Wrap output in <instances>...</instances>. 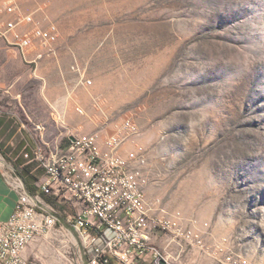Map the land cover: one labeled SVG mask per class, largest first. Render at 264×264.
<instances>
[{
    "label": "rangeland",
    "instance_id": "374dc122",
    "mask_svg": "<svg viewBox=\"0 0 264 264\" xmlns=\"http://www.w3.org/2000/svg\"><path fill=\"white\" fill-rule=\"evenodd\" d=\"M17 1L43 6L59 27L37 68L0 39V101L16 106L21 132L41 141L48 114L54 140L55 110L69 134L107 137L132 118L149 150L147 194L192 220L208 246L264 264V0ZM9 149L0 157L11 162ZM193 252L186 263L223 264Z\"/></svg>",
    "mask_w": 264,
    "mask_h": 264
},
{
    "label": "built area",
    "instance_id": "2783aa9c",
    "mask_svg": "<svg viewBox=\"0 0 264 264\" xmlns=\"http://www.w3.org/2000/svg\"><path fill=\"white\" fill-rule=\"evenodd\" d=\"M44 10L37 5L27 12L17 0H0V39L35 68L59 34ZM79 82L91 85L92 79ZM53 119L61 138L25 154L44 168L35 190L15 171L9 175L19 197L12 215L0 220V264H187L184 257L195 248L223 255V264H245L231 251L208 246L202 233H193L192 220L147 194L149 150L137 141L141 129L132 118L124 117L107 137L100 130L63 131L59 110ZM127 143L133 148L124 152ZM53 166H62L65 178L55 177Z\"/></svg>",
    "mask_w": 264,
    "mask_h": 264
},
{
    "label": "crops",
    "instance_id": "0c3cea01",
    "mask_svg": "<svg viewBox=\"0 0 264 264\" xmlns=\"http://www.w3.org/2000/svg\"><path fill=\"white\" fill-rule=\"evenodd\" d=\"M1 46V43H0ZM6 47V46H5ZM1 93V92H0ZM5 93V92H3ZM5 95V94H4ZM15 97V96H13ZM17 98V95H16ZM3 99V94H0V100ZM22 107L26 110V114L29 113L28 104H21ZM46 108V107H45ZM16 106L6 108L5 104L0 101V154L6 149L10 150L12 154V161H7L5 159H1L0 157V220H7L15 210L17 201H18V192L11 186L9 175L11 172H16L24 179L25 183L29 188L35 189L36 183L38 180L44 175V168H42L38 162L33 159H30L25 156L26 152L31 153L36 145L41 143L54 142L59 137V132L56 135L54 140H51L50 137H46L49 133L47 131H40V138H35L33 135L30 136L28 130H24L21 132L23 127L26 125L25 122H21L19 117L17 116ZM47 117L39 119L41 124L48 126V114ZM51 122V120H49ZM39 125L40 123L37 122ZM51 124V123H50ZM53 124V121H52ZM48 129V127H47ZM21 133V138L19 142V147L14 146V139ZM13 145L10 147V145ZM23 145V148L20 150V147ZM18 147V148H16ZM28 148V150L23 154V151ZM165 243V242H164ZM195 252V251H194ZM193 252V253H194ZM188 264V263H187ZM209 264H215L211 261Z\"/></svg>",
    "mask_w": 264,
    "mask_h": 264
},
{
    "label": "bare ground",
    "instance_id": "6f19581e",
    "mask_svg": "<svg viewBox=\"0 0 264 264\" xmlns=\"http://www.w3.org/2000/svg\"><path fill=\"white\" fill-rule=\"evenodd\" d=\"M53 175L57 178H65V171L62 166H53ZM193 233L194 230H193Z\"/></svg>",
    "mask_w": 264,
    "mask_h": 264
},
{
    "label": "trees",
    "instance_id": "16d2710c",
    "mask_svg": "<svg viewBox=\"0 0 264 264\" xmlns=\"http://www.w3.org/2000/svg\"><path fill=\"white\" fill-rule=\"evenodd\" d=\"M30 190H35V189L30 188Z\"/></svg>",
    "mask_w": 264,
    "mask_h": 264
}]
</instances>
